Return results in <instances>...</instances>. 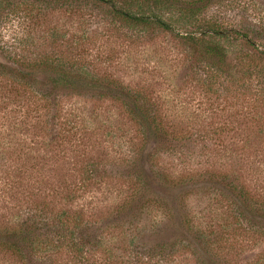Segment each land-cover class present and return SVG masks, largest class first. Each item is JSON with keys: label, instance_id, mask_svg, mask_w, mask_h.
Instances as JSON below:
<instances>
[{"label": "rangeland", "instance_id": "374dc122", "mask_svg": "<svg viewBox=\"0 0 264 264\" xmlns=\"http://www.w3.org/2000/svg\"><path fill=\"white\" fill-rule=\"evenodd\" d=\"M89 13L46 11L35 25L18 29L14 24L11 33L4 31L2 41L10 45L14 42L13 33L20 32L18 36L27 40L19 47L21 56L31 64L46 57L64 58L69 67L78 56L79 65L87 66L94 74L119 79L145 90L156 102L157 115L165 128L176 129L179 135L185 129L197 130L204 136L203 140L185 151V158L181 157L184 148L181 153H172L169 149L159 156L156 164V168H164V173L177 177L182 184L169 187L160 182L162 178L156 173L146 179L149 184L138 186L136 194L132 195L136 187L127 179L128 173L120 160L132 157L133 151L138 149L135 126L112 100L87 91H51L45 85L51 77L49 70L33 73L32 77L44 83V87L30 86V93L11 92L12 85L9 83L4 88L5 81L0 80V154L4 156L2 144L9 146L11 142L17 150L22 147V154H27L34 162V156L49 153L51 141L55 150L64 136H69V140L56 150L65 160L66 181H72L69 174L78 173L84 162L86 172L92 169L91 164L98 174L104 175L97 186L87 187L84 195L79 192L80 197L69 207L74 206V211L82 210L83 222L93 224L103 220V224H107L103 240L108 247L132 249L129 240L136 237L134 246L138 251L143 247L154 256L146 254L148 264L157 263L156 254L163 246L166 251L177 244L175 241L183 240L180 234H183L181 224L185 220L203 234L207 243L219 246L218 252L235 264H251L258 257L264 258V236L255 234L247 222L234 219L233 207L229 210L230 200L215 188L207 190L190 182L193 174L199 176L208 169L215 174H237L242 177L251 197L264 201V104L255 101L257 91L238 89L224 93L222 87L217 86L216 94L208 93L200 83V78L205 77L203 71L194 64L195 57L178 39L161 34L129 43L103 23L97 12ZM224 17L231 23H235L234 18L237 21L246 19L240 9L227 11ZM82 30H87L86 34ZM79 36L84 37L83 47L73 44ZM239 46L228 47L231 57L240 55ZM252 86L257 90L256 83ZM52 104H56L54 109H51ZM31 107L34 109L28 116ZM42 107L47 108L43 116L40 115ZM41 117L43 126H36ZM63 122L68 123L63 126ZM51 128L54 129L49 133ZM167 148L166 143L157 140L144 149L146 153H156ZM102 160L103 165L99 163L98 166ZM145 164L150 168V160ZM22 172V179L11 172V180L18 179L21 184L11 190L7 187L11 183L3 186L6 175L0 174V223L17 215L24 216L28 209L37 205L33 204L37 196L32 194H39L36 191L42 184L37 169ZM105 176L109 179L105 180ZM40 196L43 201L44 194ZM130 196L135 198L127 205ZM124 204L125 208L120 210ZM125 220L131 224L123 233L125 229L120 226ZM58 260H62V264H72L67 253L58 256ZM174 260L179 264H197L195 257L186 251ZM34 262L31 264H38ZM0 264L19 263L0 254Z\"/></svg>", "mask_w": 264, "mask_h": 264}, {"label": "trees", "instance_id": "16d2710c", "mask_svg": "<svg viewBox=\"0 0 264 264\" xmlns=\"http://www.w3.org/2000/svg\"><path fill=\"white\" fill-rule=\"evenodd\" d=\"M235 9L245 13L246 19L238 18L237 21L234 18L235 23H231L224 17L225 12ZM46 11L81 15H90L89 11L97 12L103 23L129 43L161 34L170 35L178 39L190 55L195 57L192 61L205 75L200 78V83L206 92L216 94L218 91L214 89L217 86L222 87L224 93L249 89L257 91L258 97L255 101L259 104L260 100L264 104V0H0V80L5 81L3 87L6 88L10 83L11 92L26 93H30V86L42 89L44 83L34 79L33 73L49 70L51 77L45 81V85L51 91H87L117 103L123 116L135 126V135L139 141L133 156L120 160L128 173L127 179L136 187L132 195L136 194L138 186L149 184L147 180L156 173L162 178L160 182L169 187L181 185V180L164 173V168H156L159 156L168 153L169 149L172 153H181L184 148L181 157L185 158V151L193 149L204 136L198 134L197 130L185 129L179 135L176 129L165 128L157 115L156 102L145 90L119 79L94 74L87 66L85 68L79 65L78 56H75V63L72 64L75 66L67 67L64 58L49 57L31 64L26 63L21 56L19 47L27 40L18 36L20 32L13 30L15 38L12 40L18 41L17 43L7 45L2 41L4 31L11 33L14 24L18 29H24L28 24L35 25L39 16ZM86 32L82 30V33ZM83 38H76L73 42L75 47L82 45ZM232 44L240 45V57L230 56L228 47ZM253 83H256L257 90L252 86ZM44 97L42 98L47 103ZM55 105L52 104L51 109ZM33 109L34 107L29 108L28 116ZM46 111L47 108H43L40 115L43 116ZM42 122L43 117L37 120L36 126H43ZM67 123L63 122L62 125ZM68 140L69 136H64L55 150L51 141L49 153L46 151L34 156V162L33 158L22 154V147L17 150L15 143L9 142V146L2 144L4 156L0 154V174L7 178L3 186L11 183L7 186L10 190L15 185L21 187L18 179L14 182L11 180V172L17 173L16 178L19 175L22 179V171L26 169H37L42 184L36 191L39 194L32 193L37 196L33 203L37 204L35 207L28 209L24 216L17 215L0 223V254L11 257L19 264H31L33 261L38 264H62L58 256L63 253L69 254L72 264H148L145 261L148 258L146 254L150 255L151 252L143 247H140L142 252L138 251L137 246H134L136 237L129 240V244L133 245L132 249L108 247L103 240L108 229L107 224H103V220L93 224L83 222L82 210L74 211V206L69 207L80 197L79 192L84 195L86 188L97 186L104 175L98 174L94 170L95 165L91 164L89 167L92 169L86 172L84 162L79 166L78 173L74 176L69 174L72 181L67 182L65 160L58 156L56 150ZM157 140L166 143L169 148L166 151L163 149L156 153H146L144 148ZM147 159L151 162L150 168L145 164ZM102 162L103 160L98 162V166ZM108 179L105 176V180ZM190 182L200 188H215L222 192L230 200L229 210L233 207L234 219L247 222L255 234L264 236V201L251 197L242 177L237 174H215L208 169L199 173V176L193 174ZM3 190L6 189L1 191ZM41 193L44 194L43 201L40 198ZM134 198L130 196L127 205ZM125 206L126 204L119 209ZM117 212L122 214L121 211ZM123 213L129 216L128 213ZM97 224L100 226L95 228ZM130 224L126 220L121 224L120 228L125 229L123 233L130 229ZM181 225L183 234L180 235L183 240L175 241L177 244L166 251V246H163V250L156 254V264H179L174 258L183 251L194 256L197 264H235L225 254L218 252L221 249L219 246L207 243L203 234L194 230L188 220ZM92 229L95 230L91 231ZM193 240L198 244H194ZM151 255L154 257L152 253ZM263 261V257H258L251 264H264Z\"/></svg>", "mask_w": 264, "mask_h": 264}]
</instances>
